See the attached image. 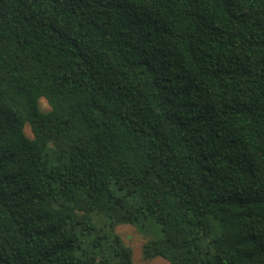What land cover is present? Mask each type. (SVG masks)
Instances as JSON below:
<instances>
[{
	"label": "trees",
	"instance_id": "1",
	"mask_svg": "<svg viewBox=\"0 0 264 264\" xmlns=\"http://www.w3.org/2000/svg\"><path fill=\"white\" fill-rule=\"evenodd\" d=\"M147 220L264 264V0H0V264H132Z\"/></svg>",
	"mask_w": 264,
	"mask_h": 264
},
{
	"label": "rangeland",
	"instance_id": "2",
	"mask_svg": "<svg viewBox=\"0 0 264 264\" xmlns=\"http://www.w3.org/2000/svg\"><path fill=\"white\" fill-rule=\"evenodd\" d=\"M38 105L42 111L48 110L45 99L40 98ZM115 232L132 249V264H168L167 261L159 257L149 260L143 258L142 245L148 240L156 239L162 235L159 226L153 220L118 224L115 226Z\"/></svg>",
	"mask_w": 264,
	"mask_h": 264
}]
</instances>
